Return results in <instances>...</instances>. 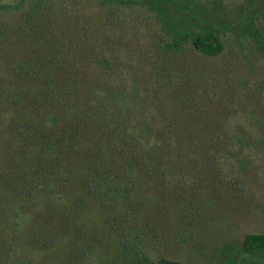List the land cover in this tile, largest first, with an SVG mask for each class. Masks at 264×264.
I'll list each match as a JSON object with an SVG mask.
<instances>
[{
	"label": "rangeland",
	"instance_id": "374dc122",
	"mask_svg": "<svg viewBox=\"0 0 264 264\" xmlns=\"http://www.w3.org/2000/svg\"><path fill=\"white\" fill-rule=\"evenodd\" d=\"M0 7V264H264V0Z\"/></svg>",
	"mask_w": 264,
	"mask_h": 264
},
{
	"label": "trees",
	"instance_id": "16d2710c",
	"mask_svg": "<svg viewBox=\"0 0 264 264\" xmlns=\"http://www.w3.org/2000/svg\"><path fill=\"white\" fill-rule=\"evenodd\" d=\"M39 4V3H38ZM36 5V3H35ZM2 9V7H0ZM171 33L169 39L165 42V46L169 50H179L186 44H191L198 52L207 56H216L223 50V43L219 37L218 30L210 25L195 23L193 20L184 18L180 21L178 17L172 19ZM111 184L116 187L109 186V189L126 192L122 190L124 183ZM111 197H117L114 192ZM264 248V234H246L242 241V249L247 252H253ZM133 254L120 257V260L112 264H147V257ZM157 264H182L174 261L160 258ZM227 264H236L234 260H229Z\"/></svg>",
	"mask_w": 264,
	"mask_h": 264
}]
</instances>
